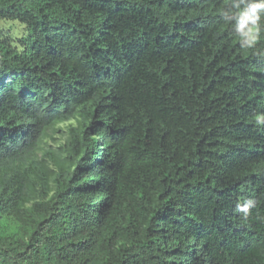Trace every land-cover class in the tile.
I'll return each instance as SVG.
<instances>
[{
  "label": "trees",
  "instance_id": "trees-1",
  "mask_svg": "<svg viewBox=\"0 0 264 264\" xmlns=\"http://www.w3.org/2000/svg\"><path fill=\"white\" fill-rule=\"evenodd\" d=\"M0 20V264H264V0Z\"/></svg>",
  "mask_w": 264,
  "mask_h": 264
},
{
  "label": "rangeland",
  "instance_id": "rangeland-1",
  "mask_svg": "<svg viewBox=\"0 0 264 264\" xmlns=\"http://www.w3.org/2000/svg\"><path fill=\"white\" fill-rule=\"evenodd\" d=\"M0 31L11 35V37L16 40L24 35H27L26 27L18 21L0 20ZM70 123H75V121L71 120L68 123L60 125V130L57 133L53 134L54 140H48L49 144L55 147L60 146L68 135L67 125H69Z\"/></svg>",
  "mask_w": 264,
  "mask_h": 264
}]
</instances>
